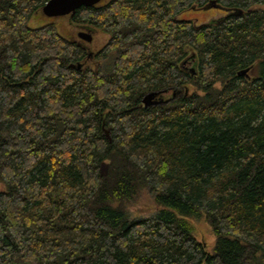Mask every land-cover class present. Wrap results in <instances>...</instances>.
Here are the masks:
<instances>
[{
    "label": "trees",
    "instance_id": "16d2710c",
    "mask_svg": "<svg viewBox=\"0 0 264 264\" xmlns=\"http://www.w3.org/2000/svg\"><path fill=\"white\" fill-rule=\"evenodd\" d=\"M46 1L0 0V264H264V0L200 24L178 15L212 0L81 6L71 23L109 34L98 68L28 24Z\"/></svg>",
    "mask_w": 264,
    "mask_h": 264
},
{
    "label": "rangeland",
    "instance_id": "374dc122",
    "mask_svg": "<svg viewBox=\"0 0 264 264\" xmlns=\"http://www.w3.org/2000/svg\"><path fill=\"white\" fill-rule=\"evenodd\" d=\"M224 14V10L222 8L215 7H202V8H189L181 12L178 17L185 19H193L196 23L200 24L202 22L208 21L210 19L218 18ZM48 23H52L56 26L57 30L64 36L70 37L75 41H81L77 37V32L79 30H84L79 25H75L71 23L69 16H58V17H47L42 12L41 9L37 10L32 17L30 18L28 24L31 26H39L45 25ZM86 30V29H85ZM92 34V41L86 42L82 41V44L88 49L91 53L87 56V62L85 66L91 68H98V62L95 60V55L93 52L99 50L107 41L109 34L102 32L99 29H93L90 31ZM192 62H187L186 66L189 68L191 72V68H194ZM104 71V70H103ZM193 75H196V71L191 72ZM181 93L183 90H180ZM188 89L186 90V92ZM180 93V94H181ZM188 93V92H187ZM166 96L168 95L165 94ZM109 130V129H108ZM110 131V130H109ZM104 135V131H103ZM111 136V135H110ZM105 137V136H104ZM155 209V206L151 202V194H143L139 199H137L133 205L130 207V210L136 214V216H148L152 214V211ZM187 220L194 226V235L195 237L201 241L208 252L212 251V247L214 244V235L211 232V228L207 221L204 218L196 219V218H187Z\"/></svg>",
    "mask_w": 264,
    "mask_h": 264
},
{
    "label": "water",
    "instance_id": "95a60500",
    "mask_svg": "<svg viewBox=\"0 0 264 264\" xmlns=\"http://www.w3.org/2000/svg\"><path fill=\"white\" fill-rule=\"evenodd\" d=\"M101 0H47L43 6L41 7V12L47 16V17H58V16H64L69 15L71 17L75 10L78 9L81 6H92L97 3H99ZM208 6L210 7H218L220 6L215 3L214 0H212ZM84 28V30H79L77 32V37L80 38L83 41L91 42L92 41V34L91 30ZM91 53L89 52V55ZM82 63H77L76 68L79 69L81 67ZM70 67H74L73 63L69 64ZM249 68L246 67L244 69H241L237 71L238 75H246L248 74ZM191 72H194V68H191ZM168 89L163 90H153L145 93L143 97L141 98V105L144 107L156 105V104H165L177 97L179 91L172 89L171 96L169 98H165L164 92H167ZM104 136L108 139V141H111L110 131L106 128H103Z\"/></svg>",
    "mask_w": 264,
    "mask_h": 264
},
{
    "label": "flooded vegetation",
    "instance_id": "af4514ba",
    "mask_svg": "<svg viewBox=\"0 0 264 264\" xmlns=\"http://www.w3.org/2000/svg\"><path fill=\"white\" fill-rule=\"evenodd\" d=\"M81 42H82V40H81ZM171 92H172V90L171 89H168V91L166 92V94L168 93V95L167 96H165V98H169L171 95H169V93L171 94ZM162 104V103H161Z\"/></svg>",
    "mask_w": 264,
    "mask_h": 264
}]
</instances>
